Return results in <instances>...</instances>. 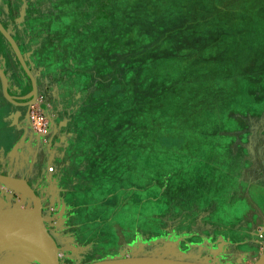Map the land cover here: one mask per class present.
Segmentation results:
<instances>
[{"label":"crops","instance_id":"0c3cea01","mask_svg":"<svg viewBox=\"0 0 264 264\" xmlns=\"http://www.w3.org/2000/svg\"><path fill=\"white\" fill-rule=\"evenodd\" d=\"M236 1L240 8L233 12L264 20V0ZM114 3L109 0V5ZM187 3H193L188 17L202 13L197 2L198 7L191 0ZM2 6L0 22L34 76L37 96L28 106L14 103H28L34 92L27 90V80L10 54V64L0 57V194L21 196L19 209L24 210L37 207L31 194L40 198L44 225L55 241L60 264L150 256L202 264H249L262 254L264 58L252 55L245 66L256 79V85L249 80L245 94L250 104L238 103L219 112V142L211 139L192 145L186 139L174 145V150L195 146L192 153L174 151L168 156L180 164L170 176L174 209L185 203L192 210L184 219L174 218L170 227H161L158 219L147 221L159 227L148 234L142 225L146 206H157L158 195H130L132 173L127 165L135 157L130 156V147L123 148L130 145L126 137L130 127L125 123L117 127L130 111L129 106L115 104L124 97L127 101L122 103L129 101V94L114 92L116 69L127 66L124 59L115 58L117 34L108 25L118 16L101 17L99 0H9ZM236 19L240 21L238 36L253 32L243 29L241 17ZM243 44L256 50L247 41ZM32 105L39 106L49 120L45 135L31 126ZM224 119L232 120L231 126L226 127ZM222 138H231V143ZM103 148L113 152L104 154ZM217 156L219 162L213 159ZM215 170L220 173L214 174ZM217 179L226 182L218 193L226 198L227 208L223 216L212 217L218 202L213 198L217 190L212 192L211 187ZM141 187L135 190H147L146 185ZM157 244L166 247L158 249ZM171 244L174 255L158 254ZM17 264L36 263L21 257Z\"/></svg>","mask_w":264,"mask_h":264},{"label":"rangeland","instance_id":"374dc122","mask_svg":"<svg viewBox=\"0 0 264 264\" xmlns=\"http://www.w3.org/2000/svg\"><path fill=\"white\" fill-rule=\"evenodd\" d=\"M8 1L0 0V8L5 7L2 5ZM114 1L116 4L109 5V0H99V10L101 17H107L109 13L118 16V19L108 20V25L117 34L115 58L119 61L124 59L127 65L124 69H116L114 92L129 94L127 103H122L127 101V97H124L116 100L115 104L118 107H130V111L126 112L128 118L117 126L122 127L125 123L130 127V133L126 136L130 145L123 147H130L129 154L135 157L127 165L132 173L130 195L150 198L158 195L157 206H146L148 213L142 225L149 234L158 231L159 227L147 221L158 219L161 227H170L175 222L174 218L184 219L192 210L185 203H179L178 208L174 209V195L170 192L174 180L171 178L170 181V176L180 164L177 159L172 160L168 156L174 155V151L178 155L192 153L191 150L195 149L193 144L209 142L211 139L217 142L219 112L238 103L243 107L250 104V96L245 94L250 87L249 80L255 83L256 79L245 66L252 55L264 58V20L233 12L240 8L236 0L226 3L216 0L215 6L210 4V0H203L200 4L203 14L190 17L187 11L193 3L188 6L185 0H155L156 3L153 0ZM191 1L198 3L202 0ZM238 17L243 20V29L253 30L248 36L237 35ZM119 32H123V36ZM198 32H205V35ZM243 40L249 43L248 46L254 45L257 51L253 52L252 48L251 52L250 46L241 45ZM0 45V57L9 63L10 54V59L18 64L19 71L27 80V90L33 94L29 76L1 32ZM260 47H263L262 51H258ZM4 48L9 51L6 52ZM223 122L226 127L232 124V120L224 119ZM206 125L212 129H206ZM105 129L107 132L108 128ZM186 139L191 140L192 149L179 147L174 150L177 142ZM222 139L227 144L231 143V138ZM112 149L103 148L102 152L108 155L113 152ZM213 159L218 161V156ZM216 173L220 172L215 170ZM152 183L155 185L150 191L135 190L142 185L150 187ZM225 185V180L219 179L212 184L211 191L217 190L213 198L218 202L217 211L212 217L223 216L227 208L226 198L219 195ZM22 202L21 196L0 194V210L19 208L23 206ZM33 205L36 206V202ZM146 210L144 208L143 211ZM160 246L166 247L157 244L158 249ZM263 251L249 264L263 259ZM158 254L174 255V244L169 245L168 251ZM21 257L41 264L40 260L10 251H0V264H17Z\"/></svg>","mask_w":264,"mask_h":264},{"label":"water","instance_id":"95a60500","mask_svg":"<svg viewBox=\"0 0 264 264\" xmlns=\"http://www.w3.org/2000/svg\"><path fill=\"white\" fill-rule=\"evenodd\" d=\"M0 32L1 34L6 38V40L11 45L12 49L14 50L17 59L19 60L22 68L27 73V75L31 78L32 84H33V92L34 97L31 101L28 103H17L19 105H31L37 96V89H36V80L34 76L32 75L31 71L29 70L26 61L24 59V56L15 41V39L10 35V33L6 30V28L3 26V24L0 22ZM7 91H5L6 93ZM10 100V99H9ZM31 197L36 201L37 207L34 210H24V209H5L0 210V228L9 226L13 223H18L19 221H27L34 225H36L40 235L44 239L45 245H46V251L42 253V258L48 263V264H60L59 256L57 247L55 244L54 239L52 236L48 233L45 225L44 220L41 214L42 210V202L39 197H37L34 194H31ZM41 264L43 262L39 261ZM89 264H202V263H195V262H188V261H182V260H174V259H165V258H159V257H138V258H125V259H113V260H101L92 262ZM255 264H264V257L259 262Z\"/></svg>","mask_w":264,"mask_h":264},{"label":"bare ground","instance_id":"6f19581e","mask_svg":"<svg viewBox=\"0 0 264 264\" xmlns=\"http://www.w3.org/2000/svg\"><path fill=\"white\" fill-rule=\"evenodd\" d=\"M0 251L16 252L48 264L42 258V253L46 251L44 239L36 225L27 221L0 228Z\"/></svg>","mask_w":264,"mask_h":264},{"label":"built area","instance_id":"2783aa9c","mask_svg":"<svg viewBox=\"0 0 264 264\" xmlns=\"http://www.w3.org/2000/svg\"><path fill=\"white\" fill-rule=\"evenodd\" d=\"M29 120L34 131L39 134H47L50 130V124L43 110L36 105H32L29 111ZM263 237V235H261Z\"/></svg>","mask_w":264,"mask_h":264},{"label":"trees","instance_id":"16d2710c","mask_svg":"<svg viewBox=\"0 0 264 264\" xmlns=\"http://www.w3.org/2000/svg\"><path fill=\"white\" fill-rule=\"evenodd\" d=\"M153 1L156 3L155 0H153ZM185 1L188 2V1H190V0H185ZM185 1H184V2H185ZM215 1H216V0H210V4H211L212 6L217 5V3H216ZM181 2H182V1H181ZM186 2H185V3H186ZM202 2H203V1L198 2L197 5H200ZM194 4H195V2H194ZM210 4H209V5H210ZM214 4H215V5H214ZM187 5L189 6L188 3H187ZM212 6H211V7H212ZM194 7H198V6H196V4H195ZM195 9H196V8H195ZM176 123H178V122H176ZM176 123H175V124H176ZM153 187H154V185H153V186H150V187L146 186L145 189H148V190L150 191ZM147 197H148V196H147ZM148 198H150V197H148ZM156 204L158 205L159 203L156 201Z\"/></svg>","mask_w":264,"mask_h":264}]
</instances>
